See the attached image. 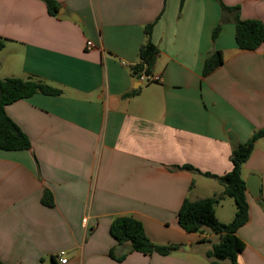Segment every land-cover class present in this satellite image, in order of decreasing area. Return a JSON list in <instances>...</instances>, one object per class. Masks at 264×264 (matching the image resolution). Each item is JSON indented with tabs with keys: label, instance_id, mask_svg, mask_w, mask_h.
<instances>
[{
	"label": "crops",
	"instance_id": "obj_1",
	"mask_svg": "<svg viewBox=\"0 0 264 264\" xmlns=\"http://www.w3.org/2000/svg\"><path fill=\"white\" fill-rule=\"evenodd\" d=\"M56 1L59 17L43 0H0V81L33 77L63 92L6 107L31 149H0V260L62 264L65 252L66 264H210L220 236L185 232L177 214L186 199L224 188L183 167L223 176L233 168V144L264 128V43L241 50L235 13L224 20L220 5L264 23V0ZM150 24L161 81L144 83L132 67ZM215 51L224 62L204 75ZM250 175L259 177L261 197L247 190L238 260L264 264V139L242 167L245 181ZM47 190L53 207L42 203ZM236 210L226 197L216 215L229 223ZM118 216L135 217L152 242L179 250L113 259V249L121 256L129 248L110 233Z\"/></svg>",
	"mask_w": 264,
	"mask_h": 264
},
{
	"label": "trees",
	"instance_id": "obj_2",
	"mask_svg": "<svg viewBox=\"0 0 264 264\" xmlns=\"http://www.w3.org/2000/svg\"><path fill=\"white\" fill-rule=\"evenodd\" d=\"M48 13L51 16L59 17L61 5L56 0H43ZM219 1V0H218ZM220 2V1H219ZM223 19L226 14L235 13L236 41L241 50L255 51L264 43V23L258 19L243 20L239 17V7H228L220 2ZM237 14V15H236ZM154 24L147 25L145 31V43L141 46L139 57L140 62L132 67L133 76L139 80L142 74H153L160 51L152 40ZM221 25L213 32L214 38L218 35ZM0 40V47H3ZM224 62L221 51H215L208 55L204 66V75H208ZM41 93L50 96H59L63 92L36 78H6L0 81V149L8 151H19L31 149L29 138L22 132L20 127L7 115L6 107L19 100L30 98ZM130 94L126 95L129 96ZM264 139V128L253 133L245 143H234L231 155L233 168L223 176L201 173L197 169L186 166V170L194 171L208 178L219 181L224 190L221 194L212 197L192 201L186 199L182 204L177 220L179 227L187 233H203L210 231L220 236V240L213 244L206 256L210 264H223L229 260L231 264H239V254L244 250L245 244L238 237V230L249 221V203L247 200L246 181L242 177V167L251 157L256 142ZM182 168V167H177ZM232 198L236 204V213L229 223L221 222L216 215V207L226 198ZM262 204L264 200H260ZM42 203L48 207L54 206V198L50 191H46L42 197ZM112 237L118 245H128V251L117 256L114 249L110 256L117 260H124L132 252H139L145 255L158 254L168 256L179 250L174 244L160 245L152 242L146 235L144 225L133 216H118L110 227ZM0 264H5L0 260Z\"/></svg>",
	"mask_w": 264,
	"mask_h": 264
},
{
	"label": "water",
	"instance_id": "obj_3",
	"mask_svg": "<svg viewBox=\"0 0 264 264\" xmlns=\"http://www.w3.org/2000/svg\"><path fill=\"white\" fill-rule=\"evenodd\" d=\"M60 13L62 14V9H60ZM246 187L248 192L253 196L255 200L260 199L261 197L260 180L257 175H250L248 177V179L246 180Z\"/></svg>",
	"mask_w": 264,
	"mask_h": 264
},
{
	"label": "built area",
	"instance_id": "obj_4",
	"mask_svg": "<svg viewBox=\"0 0 264 264\" xmlns=\"http://www.w3.org/2000/svg\"><path fill=\"white\" fill-rule=\"evenodd\" d=\"M88 48H93L95 45L93 42L89 41L87 43ZM139 81L144 82V83H153V82H160L161 81V77L160 76H156L154 74H142L139 78ZM85 223H87V219L84 220ZM65 256V252H61L59 254V258H60V262L62 264H66L67 263V259L63 258Z\"/></svg>",
	"mask_w": 264,
	"mask_h": 264
},
{
	"label": "rangeland",
	"instance_id": "obj_5",
	"mask_svg": "<svg viewBox=\"0 0 264 264\" xmlns=\"http://www.w3.org/2000/svg\"><path fill=\"white\" fill-rule=\"evenodd\" d=\"M225 264H231V263H230V261H229V260H227Z\"/></svg>",
	"mask_w": 264,
	"mask_h": 264
}]
</instances>
